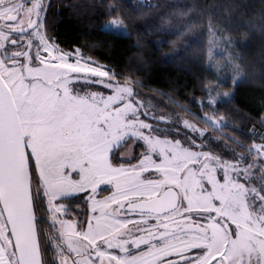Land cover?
Wrapping results in <instances>:
<instances>
[{
    "label": "rangeland",
    "instance_id": "rangeland-1",
    "mask_svg": "<svg viewBox=\"0 0 264 264\" xmlns=\"http://www.w3.org/2000/svg\"><path fill=\"white\" fill-rule=\"evenodd\" d=\"M41 4L42 0H0V47L12 43L13 28L39 20ZM15 16V21L7 20ZM36 26L26 35L16 33L19 53L0 55V71L12 90L26 146L37 166L43 213L55 232L57 262L81 263L89 249L108 252L112 244L128 251L112 248L116 258L108 264H128L129 257L138 264H158L157 247L171 238L194 250L165 264H198L209 256V249L211 256L223 254L229 264H248L249 255L264 254L260 145L252 146L255 157L249 158L219 134L187 119L171 139L169 131L161 129L170 121L132 102L131 87L109 78L108 70L79 50L63 51L42 31V23L40 29ZM102 27L127 33L119 18ZM100 72L108 75H97ZM202 118L220 128L219 121ZM139 139L145 147L137 153ZM169 190L176 192L177 207L165 217L134 208ZM78 195L87 201L89 212L86 225L80 227L67 220L61 201ZM171 226L175 232L167 229ZM77 233L97 244L93 247ZM0 245V262L15 264L1 210Z\"/></svg>",
    "mask_w": 264,
    "mask_h": 264
},
{
    "label": "trees",
    "instance_id": "trees-1",
    "mask_svg": "<svg viewBox=\"0 0 264 264\" xmlns=\"http://www.w3.org/2000/svg\"><path fill=\"white\" fill-rule=\"evenodd\" d=\"M40 11L37 25L54 44L79 50L108 70L109 78L131 87L132 102L170 121L161 129L171 139L187 119L249 158L255 157L252 146L264 145V0H42ZM115 18L126 34L102 27ZM10 40L0 47L2 57L19 53L20 37L14 33ZM203 116L219 121L220 128ZM135 146L140 153L145 143L139 139ZM27 154L43 261L58 264L39 173L28 149ZM61 201L67 219L82 225L89 217L81 196Z\"/></svg>",
    "mask_w": 264,
    "mask_h": 264
},
{
    "label": "water",
    "instance_id": "water-1",
    "mask_svg": "<svg viewBox=\"0 0 264 264\" xmlns=\"http://www.w3.org/2000/svg\"><path fill=\"white\" fill-rule=\"evenodd\" d=\"M10 17L8 20H13ZM155 200L135 205L146 210ZM0 208L17 262L37 264L43 259L35 211L26 139L11 88L0 71ZM39 243V253L37 252ZM44 264V261H43Z\"/></svg>",
    "mask_w": 264,
    "mask_h": 264
},
{
    "label": "flooded vegetation",
    "instance_id": "flooded-vegetation-1",
    "mask_svg": "<svg viewBox=\"0 0 264 264\" xmlns=\"http://www.w3.org/2000/svg\"><path fill=\"white\" fill-rule=\"evenodd\" d=\"M15 17H14L13 21H15L17 19V17L16 18ZM9 18L10 17H8V19ZM37 22H38V19L37 18H34L32 20V22L29 23L28 25L23 26V27H15V28H13V31H14V33H19V34L20 33H25V35H26L28 33H31L30 31L33 28L36 29ZM150 200H155V202L151 206H148V208L146 210H143V211H151V212H153L156 215V217H162L163 218V217L166 216V213L174 210L177 207V198H176V195H167V194H165L164 196L156 197V198H152V199H148L147 201H143V202H148ZM138 204H141V203H138ZM67 220L69 222H74L75 224H77V227H80L82 225L83 226L86 225L85 223L88 221V218L85 221V223L82 224V225L78 224V221H79L78 219H67ZM167 229L169 231H171V232H175L176 231V227L175 226H171V227H169ZM176 241L177 240H174V239L171 238L170 241L163 242L161 245H158V247H157L158 249H157L156 254L161 255V257H164V258H161L160 257L159 258L160 259L159 261L154 259V262H158V264H165L168 260L169 261H176V260L180 259L179 257H181L180 256L181 253H184L186 251L194 250V247L193 248L192 247L189 248V246H188L189 244H187V242L183 241L182 242V245L183 244L184 245L182 246L179 242H176ZM165 245H167V246H165ZM173 246L178 247L179 250L177 249L178 250L177 251L176 249H173ZM62 249H63V247H62ZM92 251H94V250H92ZM90 254L91 253L88 251V253L85 255V257L87 255H90ZM169 254H174V255H173L172 258H168L169 257ZM176 254H178V255H176ZM55 258H56V256H55ZM214 258H216V259H214ZM217 260H220V262H221L220 264H229L223 254L213 255L209 259V261L211 262V264H215V263L217 264V262H216ZM56 261H57V259H56ZM195 263H191V264H195ZM80 264H85V260L83 262H81ZM93 264H97V262L96 261H93ZM180 264H182V263H180Z\"/></svg>",
    "mask_w": 264,
    "mask_h": 264
},
{
    "label": "snow or ice",
    "instance_id": "snow-or-ice-1",
    "mask_svg": "<svg viewBox=\"0 0 264 264\" xmlns=\"http://www.w3.org/2000/svg\"><path fill=\"white\" fill-rule=\"evenodd\" d=\"M97 75L103 76V75H108V73L100 72V73H97ZM258 150H264V145H260ZM77 235L79 236L80 239H83V240L87 241L88 243L92 244L93 247H95V245L97 244V241H93L90 237H85L79 233H77ZM2 247L3 246L0 245V250H2ZM107 247L109 249L108 252H105L102 249L96 250V251H92L91 249H89V252L91 254L87 255L85 257V264H93V261L98 262V264H108V262H110L112 259L116 258L113 256L111 249L114 247L119 249V245L109 244V245H107ZM136 247L139 248L140 245H136ZM252 247H253V249H255L256 245L253 244ZM73 250H75V249H73ZM119 250L122 252L128 251V249H126V248L125 249H119ZM37 252L39 253V243L38 242H37ZM173 255L174 254H169L168 258H172ZM176 255H178V254H176ZM209 256H211V249H209ZM209 256H205L202 260L198 261V264H211V262L209 261ZM161 258H164V257H161ZM214 259H216V258H214ZM0 264H3V262H0ZM7 264H14V262L12 260H8ZM15 264H23V262L18 261V262H15ZM37 264H43L42 256H41L40 260L37 261ZM58 264H67V261L66 260H58ZM75 264H80V261L77 260L75 262ZM128 264H138V262L135 259L129 257L128 258ZM217 264H218V260H217ZM248 264H264V254L257 252L255 256L249 255Z\"/></svg>",
    "mask_w": 264,
    "mask_h": 264
}]
</instances>
